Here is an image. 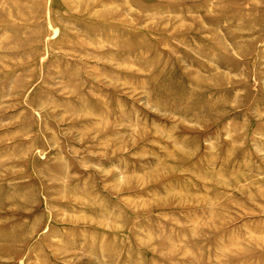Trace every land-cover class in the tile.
<instances>
[{
	"label": "rangeland",
	"instance_id": "obj_1",
	"mask_svg": "<svg viewBox=\"0 0 264 264\" xmlns=\"http://www.w3.org/2000/svg\"><path fill=\"white\" fill-rule=\"evenodd\" d=\"M0 264H264V0H0Z\"/></svg>",
	"mask_w": 264,
	"mask_h": 264
}]
</instances>
